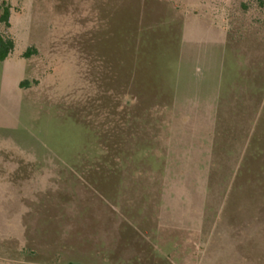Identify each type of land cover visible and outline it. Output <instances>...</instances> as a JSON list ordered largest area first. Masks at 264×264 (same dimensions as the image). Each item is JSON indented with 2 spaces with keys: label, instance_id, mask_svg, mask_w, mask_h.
I'll return each mask as SVG.
<instances>
[{
  "label": "rangeland",
  "instance_id": "rangeland-1",
  "mask_svg": "<svg viewBox=\"0 0 264 264\" xmlns=\"http://www.w3.org/2000/svg\"><path fill=\"white\" fill-rule=\"evenodd\" d=\"M243 1L253 2L0 0L11 12L2 31L16 42L0 63V264H264V163L253 148L264 119H252L264 15L256 2L244 14ZM225 4L231 60L193 40L213 37ZM239 62L259 76L257 97L230 100L224 112L239 125L216 127L210 161L199 111L172 103L246 88ZM163 168L173 169L169 183L199 169L197 192L210 200L196 201L198 218L185 205L189 216L159 229L146 190Z\"/></svg>",
  "mask_w": 264,
  "mask_h": 264
},
{
  "label": "crops",
  "instance_id": "crops-1",
  "mask_svg": "<svg viewBox=\"0 0 264 264\" xmlns=\"http://www.w3.org/2000/svg\"><path fill=\"white\" fill-rule=\"evenodd\" d=\"M229 3L231 5L230 1H229ZM225 5L227 7L225 6V11L223 12L224 17H223L222 21L221 22L219 21L217 23V21H215V19H212L213 20L212 25H213L214 30H215V32L213 33V37L206 36V37L194 38L193 40H194V42L197 41L198 43L201 41H206V42H209L211 44L223 47V49L227 51V54L225 55V57L228 56V58L230 59V55L228 53V48H227V46L229 47V45H230V42L228 39L229 28H230L229 20H228L229 8H228L227 4H225ZM239 63H241V66L239 65V68L235 67L234 65H232V66L235 68L236 71H239L237 74H240L239 75L240 79L246 78V85H247V87L245 86L246 88L240 87L238 84H236L237 83L236 82L235 84L238 85V87L235 88V86H234L231 94L225 100L217 101V98L216 99L210 98L209 101H204V102H198L197 100L196 101L188 100L185 102L174 101L172 103L173 108L176 111H180V110L199 111L200 114L198 113L199 114L198 122L197 123L194 122L193 124L196 123L197 125L208 126L206 133H203L202 135L200 134V136H202L204 138L201 140L203 145L205 142H207V147H205V145H204V147L207 150V157H209L211 159L210 161H213L212 159L214 158V150H215V146L217 144V142H216L217 136L220 135V134L217 135L216 127H219V125H223L221 123L224 122V120L226 123H230V124L224 123V125H233V124L236 126L239 125V122H237V121H235V123H233V122L231 123V121L229 120L230 118H228V114L224 112L226 109H228L229 104H230V100L237 101V103H238V100H240L241 106H242V103H244L248 106L249 104L251 105L253 103L252 101L255 98L254 96L257 94V91H255V89H256L255 87H256V79H257V77L259 78V76L258 75L256 77H253L251 75L246 76V73H244L242 71V70L245 71L244 65L242 64L243 62H239ZM256 97H257V95H256ZM259 97H261L259 99L260 103H259V101L257 102V104L259 103V105H257V107H255V114L252 117V119L254 118V121H255V119H257L259 111L261 112V115H262L261 118L264 119V89L263 88H262V92L260 93ZM251 109L254 112V108L251 107ZM176 113H177L176 118L181 120L180 124H182V122H184V121L189 122L192 119V117H189L188 114L181 116L180 112H176ZM254 121H253V124H255ZM241 122L242 121H240V125L241 124L243 125V123H241ZM237 132L235 134L237 137L232 139L236 142L238 141L239 135H240V133H239L240 131L238 133ZM200 136L198 139H200ZM228 139H230V141H232L231 137H229ZM223 140L225 142L226 139H224V137H223ZM226 141H229V140H226ZM253 148H255V152L256 151L260 152V155L255 157V162L259 163V165L263 164L264 163V158H263V153H264V126H263L262 135L260 137V141L257 142ZM210 161H209V165H210ZM168 170L172 171L173 169L169 168V169H167V171H165V168H163V169H160V171L155 172V174H152L153 175L152 178L153 177L154 178H153V180L151 179L152 180L151 184L149 187H147V190H146V193H147L146 197L149 198V201L151 202V207L153 206L151 208L150 213H147V214L152 217L151 220H153V221L155 220V218H153V217H155L157 215V223H159V225H158L159 229H162L164 227L165 228L169 227L166 222L169 220L168 222L172 223L170 216H173L175 214L177 217L176 218V221H177L180 213L182 216L185 215L183 213V210H185L184 209L185 205L190 204V206H188V207H191V209H190L191 210V213H190L191 216H192V214H194L193 213L194 212L193 206H195V210H196L195 216H196V218H198L197 217V215H198L197 208L198 207L196 206L197 205L196 201L199 199H203L204 201L202 202V205H204L205 201L209 202V200H210L209 195L203 194V196H201L197 192V187H196L195 182H197L196 179H198V177L201 174L199 169H196V171H195V180L192 179L191 182L188 181L186 183L184 181L169 183L168 180L169 179L171 180L172 177L170 176L171 171H168ZM202 170L205 172L204 174L207 176L208 175V173H207L208 167L206 169L203 168ZM203 178H204V176H203ZM204 181H206V180H204ZM144 192H145V190H144ZM169 204L179 206V208L181 206V208L174 210L173 214H171L172 212H170V214H169V210H168ZM185 216H189V215L187 214Z\"/></svg>",
  "mask_w": 264,
  "mask_h": 264
},
{
  "label": "trees",
  "instance_id": "trees-1",
  "mask_svg": "<svg viewBox=\"0 0 264 264\" xmlns=\"http://www.w3.org/2000/svg\"><path fill=\"white\" fill-rule=\"evenodd\" d=\"M253 2H242L241 7L244 14H247L251 7L254 5L253 3L256 2V8L255 11L261 15H264V0H252ZM10 7L6 5L5 3L0 6V63L5 62L9 57L13 54L15 48H16V42L12 35L5 34L2 31V27H4L5 30H8L11 28L10 24ZM35 50L29 49L24 57L30 58L34 54ZM30 83L25 80L21 83L20 87L22 89L28 88ZM74 264V263H69Z\"/></svg>",
  "mask_w": 264,
  "mask_h": 264
}]
</instances>
